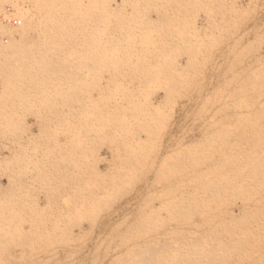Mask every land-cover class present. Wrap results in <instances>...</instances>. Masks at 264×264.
Segmentation results:
<instances>
[{
    "label": "rangeland",
    "instance_id": "1",
    "mask_svg": "<svg viewBox=\"0 0 264 264\" xmlns=\"http://www.w3.org/2000/svg\"><path fill=\"white\" fill-rule=\"evenodd\" d=\"M263 105L264 0H0V264H264Z\"/></svg>",
    "mask_w": 264,
    "mask_h": 264
},
{
    "label": "bare ground",
    "instance_id": "2",
    "mask_svg": "<svg viewBox=\"0 0 264 264\" xmlns=\"http://www.w3.org/2000/svg\"><path fill=\"white\" fill-rule=\"evenodd\" d=\"M19 15H21V14H19ZM18 15V17L21 19H19V20H16V22H17V25L16 26H18L17 28H16V30H17V32H18V35H20V34H22L24 31H25V29H26V26H28V24L30 23V21L32 20V16H31V14L30 13H24V14H22L21 16H19ZM17 17V16H16ZM18 19V18H17ZM9 22V21H8ZM9 24H12V23H9ZM13 26H15L14 24H12ZM125 57V56H124ZM141 58V57H140ZM143 63H145L144 61H143ZM116 74V73H115ZM145 75V74H144ZM154 75V74H153ZM148 76H151V75H148ZM147 76V77H148ZM147 83V82H146ZM148 84V83H147ZM145 85V84H144ZM149 85H151V84H149ZM148 85V86H149ZM145 86H147V85H145ZM252 90H254V88L252 87ZM116 100V99H115ZM121 100V99H120ZM168 102V101H167ZM166 102V103H167ZM121 103V102H120ZM112 104H113V102H112ZM114 105V104H113ZM115 105H116V103H115ZM237 105V104H236ZM260 105V104H259ZM258 105V106H259ZM117 106V105H116ZM115 106V107H116ZM119 106V105H118ZM264 106V105H263ZM122 106H119V108H121ZM259 107H261V105L259 106ZM235 108V110H236V108H238V110H236V114L234 113V117H235V115L237 116V118L238 117H240V116H243V115H240V111H239V108H240V106L238 105V107L236 106V107H234ZM153 109V108H152ZM112 110V109H111ZM116 110V109H115ZM119 110V109H118ZM239 111V112H238ZM115 112V111H114ZM155 112V111H154ZM157 112V111H156ZM260 115V114H259ZM249 115H245V116H243V117H248ZM235 122V121H234ZM236 122H237V120H236ZM235 122V123H236ZM238 123V122H237ZM244 209H246L245 207H244Z\"/></svg>",
    "mask_w": 264,
    "mask_h": 264
},
{
    "label": "built area",
    "instance_id": "3",
    "mask_svg": "<svg viewBox=\"0 0 264 264\" xmlns=\"http://www.w3.org/2000/svg\"><path fill=\"white\" fill-rule=\"evenodd\" d=\"M8 23H12V24H14L15 26L17 25V22H16V20H14V21H11V20H9V22Z\"/></svg>",
    "mask_w": 264,
    "mask_h": 264
}]
</instances>
